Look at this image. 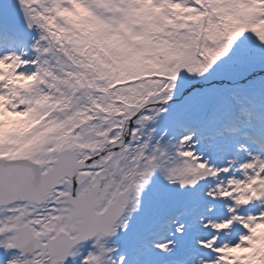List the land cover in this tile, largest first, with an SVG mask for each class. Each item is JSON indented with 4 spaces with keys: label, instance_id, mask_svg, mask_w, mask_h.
Instances as JSON below:
<instances>
[{
    "label": "snow or ice",
    "instance_id": "obj_1",
    "mask_svg": "<svg viewBox=\"0 0 264 264\" xmlns=\"http://www.w3.org/2000/svg\"><path fill=\"white\" fill-rule=\"evenodd\" d=\"M8 2L0 264H133L111 238L127 232L156 170L204 200L196 221L206 235L191 249L175 255L186 210L167 221L173 238L147 246L164 264H264V120L201 137L222 165L192 149L193 133L170 152L149 126L173 123L168 102L187 74L225 54L264 93V0H11L18 16L5 20Z\"/></svg>",
    "mask_w": 264,
    "mask_h": 264
},
{
    "label": "rangeland",
    "instance_id": "obj_2",
    "mask_svg": "<svg viewBox=\"0 0 264 264\" xmlns=\"http://www.w3.org/2000/svg\"><path fill=\"white\" fill-rule=\"evenodd\" d=\"M251 35L250 33H247ZM235 46V44L233 45ZM231 52V50H230ZM229 54L220 57L204 74H187L190 79L188 86L180 93L174 94L168 102V118L173 121L168 127H158L155 124L149 125L156 127L157 137L163 142L171 145L181 135L193 133L192 149L201 157H205L210 163L222 165V161L214 152L206 151L207 142L202 140V136L212 137L221 124L225 121H232V111L238 114L239 107H244L245 111L256 101H260L264 108V93L259 88L253 87L255 73L240 74L239 70L228 61ZM241 99V105L234 108L233 97ZM245 117L252 118L249 112H244ZM242 116V115H237ZM253 119L264 120V109L259 111ZM189 126L190 132L186 133ZM200 128L201 134L198 138L197 129ZM161 132L163 135L161 136ZM171 138V139H169ZM218 139V138H217ZM231 139V137H229ZM240 156L239 153H237ZM205 188L207 184L200 182ZM178 184H170L162 175L160 170H156L148 185L141 193V204L137 211L130 216H126L127 232L117 233L112 240H118V253H127L126 259L133 261V264H164L161 259L162 253L157 250H149L147 247L153 241L155 235L164 234L165 238L170 239L174 228L166 230L162 223L168 221L178 209L186 210V214L178 218V222H183L189 228H185L183 236H176V252L181 254L187 249H191L196 238L204 237L202 229L196 217L203 205V194L196 195L194 192H185L179 189ZM222 205H218V209ZM147 231H151L147 234Z\"/></svg>",
    "mask_w": 264,
    "mask_h": 264
},
{
    "label": "bare ground",
    "instance_id": "obj_3",
    "mask_svg": "<svg viewBox=\"0 0 264 264\" xmlns=\"http://www.w3.org/2000/svg\"><path fill=\"white\" fill-rule=\"evenodd\" d=\"M235 108V107H234ZM263 106H262V104L260 103V101H256V103H255V105H251L250 106V108L247 110L246 109V111L247 112H249V114L250 115H252L253 117H254V114L256 115L257 113H258V110L259 111H263ZM245 111V112H246ZM239 115H241L240 113H239V111L237 112ZM232 116H235V117H237V118H233L232 119V121H225V122H223L222 124H221V126L222 125H231V124H233V123H238L240 120H246L250 125H258L259 123H260V121L258 120V119H253V117L250 119V118H248V117H245V115H242V116H237L238 114H236V113H234V111H232ZM186 133H189L190 132V128H189V126H187V128H186ZM197 135L195 136V137H199L200 136V134H201V131H200V128H198L197 129ZM219 139V138H218ZM228 155H232V153L231 152H229L228 153ZM237 155V154H236ZM238 156V155H237ZM219 211H223V208H220V209H218ZM180 211H183V209H178V211L177 212H180ZM162 225H163V227L166 229V230H171V229H173L174 228V226L173 225H171V224H169L168 222H166V221H164L163 223H162ZM185 228L187 229V230H189V228L185 225ZM149 232L150 233H152L151 231H147V234H149ZM203 235H206V231L205 232H203ZM172 238V237H171ZM170 238V239H171ZM163 239H167V238H165V236H164V234H158V235H155L154 236V238H153V242H160L161 240H163Z\"/></svg>",
    "mask_w": 264,
    "mask_h": 264
},
{
    "label": "water",
    "instance_id": "obj_4",
    "mask_svg": "<svg viewBox=\"0 0 264 264\" xmlns=\"http://www.w3.org/2000/svg\"><path fill=\"white\" fill-rule=\"evenodd\" d=\"M0 2H3V0H0ZM16 16H18V14L16 13L12 2L9 0V2L4 5L3 19L7 20Z\"/></svg>",
    "mask_w": 264,
    "mask_h": 264
}]
</instances>
